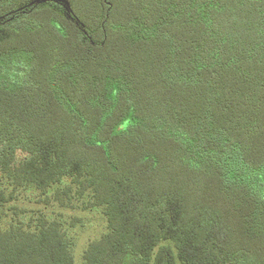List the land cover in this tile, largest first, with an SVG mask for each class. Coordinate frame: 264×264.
I'll return each mask as SVG.
<instances>
[{
  "label": "trees",
  "instance_id": "trees-1",
  "mask_svg": "<svg viewBox=\"0 0 264 264\" xmlns=\"http://www.w3.org/2000/svg\"><path fill=\"white\" fill-rule=\"evenodd\" d=\"M28 193L100 211L82 264H264V0H0V207ZM73 244L40 213L0 264Z\"/></svg>",
  "mask_w": 264,
  "mask_h": 264
},
{
  "label": "rangeland",
  "instance_id": "rangeland-1",
  "mask_svg": "<svg viewBox=\"0 0 264 264\" xmlns=\"http://www.w3.org/2000/svg\"><path fill=\"white\" fill-rule=\"evenodd\" d=\"M62 1V0H60ZM25 194V193H24ZM20 195L16 201H11L0 207V225L16 221L24 222L35 219L40 213L58 219L67 232L68 239L74 242L72 255L75 264L81 263V255L88 242L98 239L106 231V223L100 211L83 209L84 201L76 204L75 209H59L37 204L38 196Z\"/></svg>",
  "mask_w": 264,
  "mask_h": 264
},
{
  "label": "water",
  "instance_id": "water-1",
  "mask_svg": "<svg viewBox=\"0 0 264 264\" xmlns=\"http://www.w3.org/2000/svg\"><path fill=\"white\" fill-rule=\"evenodd\" d=\"M41 1H43V0H41Z\"/></svg>",
  "mask_w": 264,
  "mask_h": 264
}]
</instances>
